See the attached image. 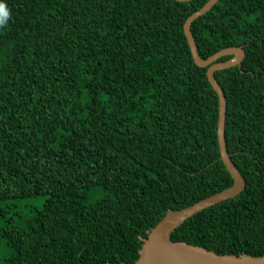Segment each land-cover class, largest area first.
I'll list each match as a JSON object with an SVG mask.
<instances>
[{"label": "trees", "instance_id": "16d2710c", "mask_svg": "<svg viewBox=\"0 0 264 264\" xmlns=\"http://www.w3.org/2000/svg\"><path fill=\"white\" fill-rule=\"evenodd\" d=\"M207 1L0 0V202L43 196L0 208V264H133L167 211L233 184L218 96L183 30ZM191 32L203 58L245 49L214 74L246 183L171 239L263 255L264 0H217Z\"/></svg>", "mask_w": 264, "mask_h": 264}, {"label": "water", "instance_id": "95a60500", "mask_svg": "<svg viewBox=\"0 0 264 264\" xmlns=\"http://www.w3.org/2000/svg\"><path fill=\"white\" fill-rule=\"evenodd\" d=\"M190 1V0H178ZM217 0H208L198 10L192 12L184 21L183 30L189 45L192 58L196 65L207 67L206 74L213 89L218 96V122L217 139L220 151V159L233 179V184L205 198H202L188 206L169 210L148 231L147 237L142 241L139 257L133 264H264V254L255 256L248 253H217L202 246L186 241H174L171 234L184 220L193 214L214 205L222 200L233 197L245 187V178L239 168L231 159L225 140L226 97L222 87L215 77V71L240 66L245 56L242 45L224 47L207 58L200 56L196 42L191 32V23L199 16L206 13ZM232 55L229 59L220 61L219 58ZM104 264H128L121 262H106Z\"/></svg>", "mask_w": 264, "mask_h": 264}, {"label": "rangeland", "instance_id": "374dc122", "mask_svg": "<svg viewBox=\"0 0 264 264\" xmlns=\"http://www.w3.org/2000/svg\"><path fill=\"white\" fill-rule=\"evenodd\" d=\"M43 201V196H39V197H30V198H24L21 199L20 201L15 202L16 203V207L13 208L11 205L9 204H13L12 201H6V202H0V208H3L4 210V215L1 217H5V216H12V213L14 211H20V212H26V207L29 208V206H36V207H40Z\"/></svg>", "mask_w": 264, "mask_h": 264}, {"label": "clouds", "instance_id": "9594fccd", "mask_svg": "<svg viewBox=\"0 0 264 264\" xmlns=\"http://www.w3.org/2000/svg\"><path fill=\"white\" fill-rule=\"evenodd\" d=\"M10 11L3 3H0V28L6 27L10 19Z\"/></svg>", "mask_w": 264, "mask_h": 264}]
</instances>
